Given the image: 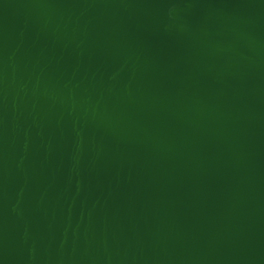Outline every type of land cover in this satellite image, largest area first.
I'll return each instance as SVG.
<instances>
[{"label": "water", "instance_id": "95a60500", "mask_svg": "<svg viewBox=\"0 0 264 264\" xmlns=\"http://www.w3.org/2000/svg\"><path fill=\"white\" fill-rule=\"evenodd\" d=\"M0 264H264V0H0Z\"/></svg>", "mask_w": 264, "mask_h": 264}]
</instances>
